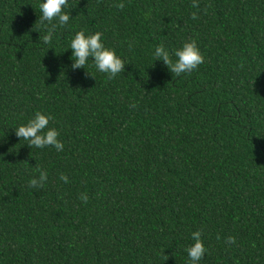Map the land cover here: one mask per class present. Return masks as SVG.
<instances>
[{
	"label": "trees",
	"instance_id": "trees-1",
	"mask_svg": "<svg viewBox=\"0 0 264 264\" xmlns=\"http://www.w3.org/2000/svg\"><path fill=\"white\" fill-rule=\"evenodd\" d=\"M43 2L0 0V264H191L197 230L198 264H264V0H68L51 44ZM81 30L125 70L73 69ZM37 112L63 151L16 135Z\"/></svg>",
	"mask_w": 264,
	"mask_h": 264
},
{
	"label": "clouds",
	"instance_id": "clouds-1",
	"mask_svg": "<svg viewBox=\"0 0 264 264\" xmlns=\"http://www.w3.org/2000/svg\"><path fill=\"white\" fill-rule=\"evenodd\" d=\"M67 4L68 0H44V2L39 5L42 12V16L40 17L41 23L49 22L51 24L54 19L58 18L60 26L66 25L70 19V14L64 13L63 9ZM192 6L196 8L199 7L196 0H194ZM115 7L123 9L125 5L123 3H118ZM204 11L206 12L207 9L205 8ZM192 18H198L196 12L192 13ZM56 27V24H51V27L47 29V34L43 36L44 43L51 44ZM102 35L103 34L100 32L86 35L83 30L75 34L69 47L72 49V58L74 60L72 68H85V65L91 58L94 61L95 67L101 73H106L108 79H113L125 70L126 63L113 49L105 46L102 41ZM154 56L156 60H162L176 76H180L182 73H190L204 62V57L194 40L184 43L182 48L175 50V61H173L172 56L163 44L156 47ZM51 119L52 117L37 112L34 118L30 119L26 124H21L19 127L15 128L16 135L19 138L27 140L30 147L44 148L51 146L57 151H63L64 144L58 138L59 132L55 128H48ZM37 171L39 172V177H33L29 181V186L32 188H42L48 180V173L46 170L37 168ZM60 179L65 183L68 182V177L63 173ZM80 199L86 204L89 197L87 194H81ZM191 236L194 243L188 247L186 251L191 264H198L207 251L201 239L202 230L193 232ZM235 242V237H228L226 240L228 244H234Z\"/></svg>",
	"mask_w": 264,
	"mask_h": 264
}]
</instances>
